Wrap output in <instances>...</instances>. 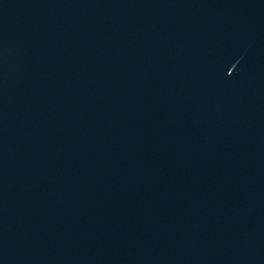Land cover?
I'll return each mask as SVG.
<instances>
[{
  "label": "water",
  "instance_id": "water-1",
  "mask_svg": "<svg viewBox=\"0 0 264 264\" xmlns=\"http://www.w3.org/2000/svg\"><path fill=\"white\" fill-rule=\"evenodd\" d=\"M0 264H264V0H0Z\"/></svg>",
  "mask_w": 264,
  "mask_h": 264
}]
</instances>
